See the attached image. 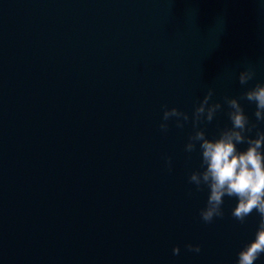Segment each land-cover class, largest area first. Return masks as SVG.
<instances>
[{
    "label": "water",
    "instance_id": "water-1",
    "mask_svg": "<svg viewBox=\"0 0 264 264\" xmlns=\"http://www.w3.org/2000/svg\"><path fill=\"white\" fill-rule=\"evenodd\" d=\"M249 63L264 82V0H0V264H236L259 217L204 223L191 122L159 124Z\"/></svg>",
    "mask_w": 264,
    "mask_h": 264
},
{
    "label": "clouds",
    "instance_id": "clouds-1",
    "mask_svg": "<svg viewBox=\"0 0 264 264\" xmlns=\"http://www.w3.org/2000/svg\"><path fill=\"white\" fill-rule=\"evenodd\" d=\"M255 76L254 67L246 64L237 76L239 84L245 87L239 97L225 95L214 99L215 89L209 87L194 104L191 116L175 106H164L159 124L160 131L167 133L170 121L180 129L191 122L193 131L184 151L191 154L199 147L200 168L189 173L188 182L196 190L208 189L205 206L199 213L204 223L224 216L225 197L236 200L231 215L241 224L254 213L259 217L254 238L238 251L236 264H256L264 256V129L258 127L264 124V82L246 87ZM241 100L255 105V121L249 119ZM222 112L226 113L230 125L218 126V134L209 138L206 127ZM242 144L247 146L240 149L238 146ZM164 159L171 171L172 158L165 156ZM185 247L190 252L201 251L199 244L189 242ZM172 251L173 255H179V245Z\"/></svg>",
    "mask_w": 264,
    "mask_h": 264
}]
</instances>
